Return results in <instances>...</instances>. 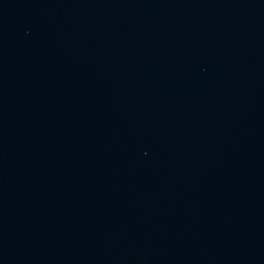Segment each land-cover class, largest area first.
I'll return each instance as SVG.
<instances>
[{"label": "water", "instance_id": "95a60500", "mask_svg": "<svg viewBox=\"0 0 264 264\" xmlns=\"http://www.w3.org/2000/svg\"><path fill=\"white\" fill-rule=\"evenodd\" d=\"M0 264H264V0H0Z\"/></svg>", "mask_w": 264, "mask_h": 264}]
</instances>
